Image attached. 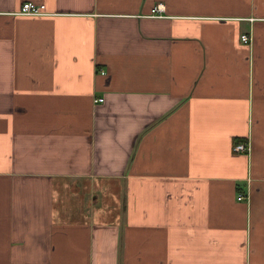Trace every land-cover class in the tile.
<instances>
[{"label":"crops","instance_id":"0c3cea01","mask_svg":"<svg viewBox=\"0 0 264 264\" xmlns=\"http://www.w3.org/2000/svg\"><path fill=\"white\" fill-rule=\"evenodd\" d=\"M0 264H264V0H0Z\"/></svg>","mask_w":264,"mask_h":264},{"label":"built area","instance_id":"2783aa9c","mask_svg":"<svg viewBox=\"0 0 264 264\" xmlns=\"http://www.w3.org/2000/svg\"><path fill=\"white\" fill-rule=\"evenodd\" d=\"M152 11H153L152 13L155 16H163L162 12L164 11V7L162 4H159V5L155 6ZM19 13L25 14V15H41L43 13H46V5L45 4H38L34 1H26L23 3ZM241 40L244 43H251L252 42V35L248 34V33H244L241 35ZM101 73L104 74L105 72L102 71ZM94 101L95 102L103 101V98H96ZM233 149L237 153L249 152L251 150V146L248 142L247 143L242 142V143L234 145ZM244 198H245V195L243 193H240L238 195L239 200H243Z\"/></svg>","mask_w":264,"mask_h":264},{"label":"trees","instance_id":"16d2710c","mask_svg":"<svg viewBox=\"0 0 264 264\" xmlns=\"http://www.w3.org/2000/svg\"><path fill=\"white\" fill-rule=\"evenodd\" d=\"M239 143H242V140H236L234 145L239 144Z\"/></svg>","mask_w":264,"mask_h":264}]
</instances>
